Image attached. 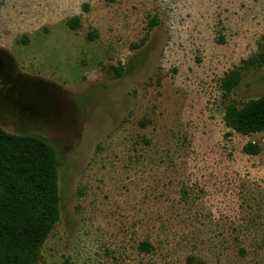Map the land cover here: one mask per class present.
<instances>
[{
    "label": "rangeland",
    "instance_id": "rangeland-1",
    "mask_svg": "<svg viewBox=\"0 0 264 264\" xmlns=\"http://www.w3.org/2000/svg\"><path fill=\"white\" fill-rule=\"evenodd\" d=\"M263 48L264 0H0V128L58 162L37 264H264V132L222 120Z\"/></svg>",
    "mask_w": 264,
    "mask_h": 264
},
{
    "label": "trees",
    "instance_id": "trees-1",
    "mask_svg": "<svg viewBox=\"0 0 264 264\" xmlns=\"http://www.w3.org/2000/svg\"><path fill=\"white\" fill-rule=\"evenodd\" d=\"M66 26L75 30L78 19H68ZM250 63L264 65V48ZM114 71L118 76V70ZM239 79L237 70L224 75L222 92L228 93ZM222 120L226 128L242 136L264 132V96L240 108L227 106ZM241 150L256 155L260 148L246 142ZM57 168L56 153L49 143L0 128V264H37L40 247L58 220ZM138 247L147 251L149 244L141 242Z\"/></svg>",
    "mask_w": 264,
    "mask_h": 264
},
{
    "label": "flooded vegetation",
    "instance_id": "flooded-vegetation-1",
    "mask_svg": "<svg viewBox=\"0 0 264 264\" xmlns=\"http://www.w3.org/2000/svg\"><path fill=\"white\" fill-rule=\"evenodd\" d=\"M2 60H1V57H0V70L2 69Z\"/></svg>",
    "mask_w": 264,
    "mask_h": 264
}]
</instances>
